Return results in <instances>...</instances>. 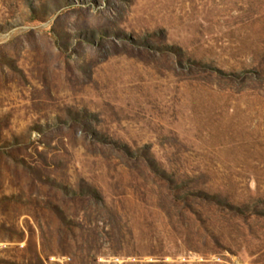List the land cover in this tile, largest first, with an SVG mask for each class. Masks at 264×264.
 <instances>
[{
  "label": "rangeland",
  "instance_id": "374dc122",
  "mask_svg": "<svg viewBox=\"0 0 264 264\" xmlns=\"http://www.w3.org/2000/svg\"><path fill=\"white\" fill-rule=\"evenodd\" d=\"M0 96V264H264V0H0Z\"/></svg>",
  "mask_w": 264,
  "mask_h": 264
},
{
  "label": "bare ground",
  "instance_id": "6f19581e",
  "mask_svg": "<svg viewBox=\"0 0 264 264\" xmlns=\"http://www.w3.org/2000/svg\"><path fill=\"white\" fill-rule=\"evenodd\" d=\"M6 100V98L2 100L0 96L3 105H6ZM8 115L7 112L1 110L0 106V142L3 145L7 143L5 135L9 126ZM40 170L41 165H38L37 162L31 163L28 156L15 158L10 151H0V224L5 229H11L16 225L19 216L23 213L32 212L33 215H37L46 212L50 206L53 207V204L50 205L48 200H43L40 197L42 189ZM49 170L52 169L49 168ZM57 226V222L52 220L43 234L42 244L45 248L44 251L46 250L48 254L61 253L62 251L60 248L57 249L60 244L57 237ZM12 246L15 245L9 244L8 248L12 249ZM12 259L15 264H18L15 256Z\"/></svg>",
  "mask_w": 264,
  "mask_h": 264
}]
</instances>
